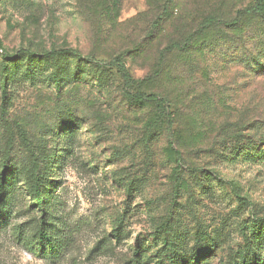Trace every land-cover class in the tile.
Segmentation results:
<instances>
[{"label":"rangeland","instance_id":"374dc122","mask_svg":"<svg viewBox=\"0 0 264 264\" xmlns=\"http://www.w3.org/2000/svg\"><path fill=\"white\" fill-rule=\"evenodd\" d=\"M0 264H264V0H0Z\"/></svg>","mask_w":264,"mask_h":264},{"label":"trees","instance_id":"16d2710c","mask_svg":"<svg viewBox=\"0 0 264 264\" xmlns=\"http://www.w3.org/2000/svg\"><path fill=\"white\" fill-rule=\"evenodd\" d=\"M258 7H260L258 5ZM260 9V8H259ZM20 52H23L24 54H27L29 56L38 55L30 50H20ZM61 54H68L70 56H73L77 60L85 61L88 63H94L97 66H106L110 68H114L118 71L120 74L122 83H123V94L125 98L131 102L135 103H150L154 104L158 107H160L163 111L166 112V135L168 138V147L171 150V152L175 156V163H176V169H181L182 167V158L180 151L176 148L174 141H173V130H172V114L170 110V103L166 98L160 97L158 95L154 94H142L137 93L134 91V84L135 80L127 70L125 64L120 60L119 58H113L108 61H98L93 57H87L83 56L80 52L73 50V49H60V50H51L43 54L42 56L51 57ZM4 58H8L11 56H8L7 54L3 55ZM240 199V198H239ZM38 197V201H39ZM44 239V234H41V238ZM49 245V244H47Z\"/></svg>","mask_w":264,"mask_h":264}]
</instances>
